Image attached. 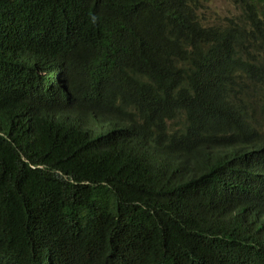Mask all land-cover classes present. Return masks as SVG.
<instances>
[{
	"label": "trees",
	"instance_id": "obj_1",
	"mask_svg": "<svg viewBox=\"0 0 264 264\" xmlns=\"http://www.w3.org/2000/svg\"><path fill=\"white\" fill-rule=\"evenodd\" d=\"M0 0V264H264V0Z\"/></svg>",
	"mask_w": 264,
	"mask_h": 264
},
{
	"label": "rangeland",
	"instance_id": "obj_2",
	"mask_svg": "<svg viewBox=\"0 0 264 264\" xmlns=\"http://www.w3.org/2000/svg\"><path fill=\"white\" fill-rule=\"evenodd\" d=\"M203 3L205 6L203 15L206 16L208 24L221 22L237 14L235 7L229 0H203ZM262 132H264V129H262Z\"/></svg>",
	"mask_w": 264,
	"mask_h": 264
}]
</instances>
